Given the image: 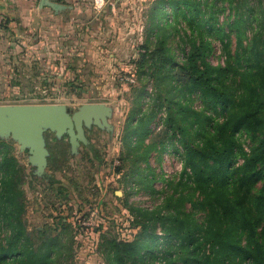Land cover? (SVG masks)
<instances>
[{"label":"trees","instance_id":"16d2710c","mask_svg":"<svg viewBox=\"0 0 264 264\" xmlns=\"http://www.w3.org/2000/svg\"><path fill=\"white\" fill-rule=\"evenodd\" d=\"M262 4L263 0L151 2L146 43L153 47H147L142 61L151 67L156 87L164 85L167 93V114L160 122L180 133L183 177L158 208H130L139 228L134 239L102 236L103 264H264ZM215 40L225 55L218 65L209 60ZM82 44H87L85 37ZM78 45L62 43L66 65ZM39 60L46 63V58ZM19 77L16 85L25 92L24 77ZM194 94L211 112L190 105ZM162 107L161 103L142 111L134 125V117L128 122L127 145L135 140L138 146L132 150L138 154L143 149L141 159L149 156L144 140ZM217 114L223 115L222 121ZM242 132L252 140L249 151L240 140ZM193 135L200 138L195 144L187 139ZM174 142L164 140L160 150ZM238 158L243 163L234 166ZM24 174L10 144L0 140V264H77L72 226L66 219L56 234L30 232ZM149 175L142 179L145 189L153 179ZM187 197L203 214L201 220L185 207Z\"/></svg>","mask_w":264,"mask_h":264},{"label":"rangeland","instance_id":"374dc122","mask_svg":"<svg viewBox=\"0 0 264 264\" xmlns=\"http://www.w3.org/2000/svg\"><path fill=\"white\" fill-rule=\"evenodd\" d=\"M152 1L126 0L114 9V0H105L99 10L108 14L110 24L102 26L104 35L93 44L94 50L78 55L75 66L66 70L64 77L41 76L31 58L23 60L22 55L17 66L26 78L25 92L16 85L20 77L15 70L12 76L0 72V106L58 104L66 108L73 120L87 104L104 108L103 116L81 121L75 139L67 131L58 133L44 126L42 163L34 162L30 147L0 126V140L10 144L11 153L24 167L25 218L30 232L45 230L49 235L56 234L66 219L72 226L77 264H103L99 248L104 234L134 239L139 228L133 224L130 208H158L174 193L183 177L180 133L160 122L167 114L164 104L167 93L164 85L156 87L151 67L142 61L147 47H153L146 43L147 14ZM212 42L209 60L218 65L225 61V55L221 43ZM161 103L163 107L144 140V147L150 148L149 156L141 159L143 149L138 154L132 150L138 146L136 141L127 145L128 122L134 117V125L142 111L158 108ZM190 105L211 112L197 94ZM215 118L222 121L223 115L217 114ZM239 136L249 151L250 136L244 132ZM172 139L174 145L169 143L160 150L164 140L168 143ZM187 139L195 144L200 138L193 135ZM242 163L243 159L238 158L234 166ZM39 166H45L44 170ZM150 172L154 174L149 175ZM146 175L153 177L148 189L142 183ZM189 190L192 192L185 191ZM185 207L202 219L203 214L192 208L189 197ZM91 212L97 213V221L80 227L84 220L88 222L84 218Z\"/></svg>","mask_w":264,"mask_h":264},{"label":"crops","instance_id":"0c3cea01","mask_svg":"<svg viewBox=\"0 0 264 264\" xmlns=\"http://www.w3.org/2000/svg\"><path fill=\"white\" fill-rule=\"evenodd\" d=\"M48 1L60 8L54 9L43 3V0H0L2 74L9 73L12 76L15 70L16 75L20 76L21 69L17 65L22 55L23 60L31 58L41 76L64 77L66 70L75 66L78 55L94 50L93 44L104 35L102 26L110 24L111 18L95 8L94 0ZM125 1L114 0L113 8L123 5ZM84 37L87 44L81 45ZM37 41L38 44H33ZM63 42H79L69 65L63 62ZM39 57L46 58V63L41 62Z\"/></svg>","mask_w":264,"mask_h":264},{"label":"water","instance_id":"95a60500","mask_svg":"<svg viewBox=\"0 0 264 264\" xmlns=\"http://www.w3.org/2000/svg\"><path fill=\"white\" fill-rule=\"evenodd\" d=\"M52 8H60L56 3L43 0ZM104 108L99 104H87L75 115V120L67 113L63 105H15L0 106V126L3 130H10L17 135L24 146H29L33 153V161L42 163L44 148L41 134L44 126L57 130L58 133L67 131L75 139L76 129L81 128L82 120H89L92 116L101 117ZM76 127V128H75ZM45 166H39L41 171ZM120 191L117 194L120 195Z\"/></svg>","mask_w":264,"mask_h":264},{"label":"built area","instance_id":"2783aa9c","mask_svg":"<svg viewBox=\"0 0 264 264\" xmlns=\"http://www.w3.org/2000/svg\"><path fill=\"white\" fill-rule=\"evenodd\" d=\"M94 1H95V8L96 9H101L105 4V0H94ZM96 216H97L96 212H91L88 217L84 218V219H87L88 222H85V220H84L82 222V225H85V226L92 225V223L95 221Z\"/></svg>","mask_w":264,"mask_h":264}]
</instances>
